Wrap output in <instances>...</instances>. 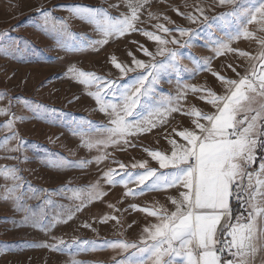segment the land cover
Returning <instances> with one entry per match:
<instances>
[{
  "label": "snow or ice",
  "instance_id": "obj_1",
  "mask_svg": "<svg viewBox=\"0 0 264 264\" xmlns=\"http://www.w3.org/2000/svg\"><path fill=\"white\" fill-rule=\"evenodd\" d=\"M151 0H125L127 12L119 16H112L104 8H89L72 6L69 11L74 17L85 20L94 26L101 38L90 41L89 46L99 48L109 42L112 37H123L131 32H139L148 41L157 45L155 53L149 51L144 45L140 49L145 56L151 57L152 62L146 63L137 59L131 52V66L120 62L115 55L109 58L112 66L119 71L118 79H110L94 72H86L68 68L70 78H75L86 87H95V91L88 92L98 105L100 112L109 117L110 127L97 126L99 130L107 133L105 140H87L85 146L92 148L100 144H128L127 137L151 131L157 123L166 122L167 114L180 111L177 106H172L170 98L160 105L163 111L157 109L150 113L148 120L137 119L140 108H149L156 99L155 86L160 82L161 72L169 69L179 71L183 68L179 64L180 53L177 49L167 48L169 43L185 48L191 45L197 35L196 30L185 27L170 28L167 24H174L168 16L163 19L166 23L152 25L154 31L137 27L144 23L141 15ZM228 6L227 12L209 16L207 11L212 7ZM110 8H118L111 4ZM192 24H199L209 31L216 29L226 33V39L217 38L214 55L238 53L239 58H246L248 66L239 71V66L228 64L226 70L235 74L236 78H229L219 72L213 71L212 75L219 81L223 94H217L212 87L189 86L185 92L178 95L177 101L186 95L187 91L200 93L198 99L206 105H211L215 111H204L192 106L182 114L190 118L191 127H184L172 132L182 140L165 137L171 145L170 155L157 150L145 151L159 164L160 172L148 166V160H140L130 165L119 164V171L109 169L103 173V179L108 185L122 184L127 191L124 196H142L146 191H160L168 188H177V197H169L174 210L169 211L164 206L139 207L132 204L134 210L155 217L158 223L146 226L145 233L139 243L115 240L103 242V246L112 248L120 259L113 257V264H254L258 253H264V158L258 159V150L264 153V0L250 3L247 0H214L207 10L200 5L195 6L196 15L181 13ZM40 16L39 27L48 32L69 35L67 21L52 15L48 9H36ZM148 21L159 20L160 17L149 11ZM236 25L235 31L232 26ZM255 25L254 30L249 26ZM162 33L163 35H161ZM178 33L181 40L174 35ZM260 33V35H257ZM169 36L170 39L165 37ZM244 39L255 40L260 48L255 56L250 52L233 48L234 41ZM135 43V42H133ZM59 47L67 50V44L59 43ZM20 51L17 41L9 37L7 31L0 32V53L8 56ZM156 56L164 57L157 61ZM210 59L204 61L205 67L210 66ZM195 61L196 58H193ZM129 73H137L125 82L124 78ZM117 97L113 102L106 98L109 94ZM118 94V96H117ZM7 93H0V98ZM12 98H10L11 103ZM15 100L25 108L38 114H55V109H49L42 104L33 105L22 98ZM0 115H9V109H0ZM2 127L10 135H6L0 145L10 153H22L26 142L15 131V124L22 120V116L10 114ZM9 141H15V146L8 148ZM16 161H27V156H9ZM103 157H97V160ZM91 161H80L77 164L68 162L70 166H80ZM57 167H63V162H55ZM256 165V167H253ZM142 171H139V170ZM137 170V171H133ZM18 165L0 167V176L10 185L3 188V198L11 200L15 210L26 214L22 223L38 224L36 214L25 209V187L31 189L33 196L44 189H34L26 185L20 175ZM130 183L137 185L136 189L128 188ZM182 189V190H181ZM72 191L73 199L79 200L74 209H69L67 218L71 219L75 212L85 206V202L99 199L104 193L100 190L99 183L89 189H68ZM87 192L85 196L84 193ZM235 198L246 208V215L233 217L231 200ZM110 209L119 212L120 209L109 204ZM126 211V210H125ZM116 221V215H104L101 222ZM233 220L235 222L233 223ZM223 221V223H222ZM60 222L54 220L49 226ZM66 222V221H64ZM91 227V225H85ZM223 237V238H222ZM88 246L95 250L101 245L95 241L74 239L71 243L58 239L56 243H42L39 246L53 251H63L72 246ZM135 250V251H130ZM127 254V255H125ZM146 257L133 261V257ZM72 264H79L73 260Z\"/></svg>",
  "mask_w": 264,
  "mask_h": 264
},
{
  "label": "rangeland",
  "instance_id": "obj_2",
  "mask_svg": "<svg viewBox=\"0 0 264 264\" xmlns=\"http://www.w3.org/2000/svg\"><path fill=\"white\" fill-rule=\"evenodd\" d=\"M214 0H151L150 6L143 10L140 23L137 27L154 31L155 23H166L163 19L168 16L174 24H167L170 28L185 27L196 30L190 46L180 48L179 45L169 43L167 48L177 49L180 53L179 64L183 68L179 71L169 69L161 72L160 82L155 86L156 99L149 108L137 110V119L148 120L150 113L155 112L169 98L172 106H177L180 111L167 114L166 122L157 123V127L151 131L127 137L128 144H100L89 148L84 141L105 140L107 133L98 129L103 125L110 127L109 117L100 112L98 105L88 92L95 91V87H86L70 78L68 68L86 72H94L110 79H118L119 71L110 63L113 55L117 60L131 66V52L137 59L146 63L152 62V58L145 56L140 45L147 47L155 53L157 45L154 41H148L139 32H131L123 37H112L102 47L89 46L90 41L101 38L94 30V26L74 17L69 9L72 6L89 8H104L110 15L119 16L127 12L125 0H0V32L7 31L9 37L19 44L20 51L14 55L0 53V93L7 96L0 98V109H9V115H0V141L10 133L2 125L11 118L10 114L22 116L15 124V131L26 142L22 153H10L3 145H0V167L18 165L20 175L27 184L34 189H44L33 196L31 189L25 187L26 192L24 206L26 210L34 212L39 221L38 224L22 223L26 214L16 211L11 200L3 198V188L10 185L0 176V264H72L73 260L79 264H113V257L120 259L112 248L103 246V242L125 240L139 243L145 235L143 229L151 224L158 223L157 218L147 216L145 213L132 209L136 204L139 207L164 206L169 211L174 210L169 197H177V188H168L160 191H146L142 196H124L127 189L122 184L108 185L103 179V173L109 169L119 171V164L130 165L140 160H148V166L156 168L160 172L168 169H160L159 164L153 160L145 149L157 150L170 155L171 145L169 138L182 140L172 132L184 127H191L190 118L183 115L192 106L204 111H215L211 105H206L199 100L200 93L190 90L177 101L180 93L185 92L189 86L212 87L217 94H223L220 83L212 75L213 71L236 78L230 70H226L228 64L239 66L243 71L247 67L248 60L239 58L238 53H226L214 55L213 48L217 38L225 40L226 33L213 27L211 31L202 28L199 24H192L181 13L196 15L195 6L200 5L206 10L213 5ZM257 3V0H247ZM116 4L118 8H110ZM48 9L54 17L67 21L69 35L64 36L54 32L44 31L39 27L41 19L36 9ZM228 6H214L207 11L209 16L218 15L229 11ZM151 11L160 19L148 21L147 13ZM236 25L232 26L235 31ZM250 30L255 25L249 26ZM163 35L162 33H160ZM181 43L186 37L180 38L174 33ZM260 35V33H257ZM166 39L171 37L166 36ZM67 44V50L59 47V43ZM135 42V43H133ZM241 51L250 52L255 56L260 45L251 39L241 38L231 45ZM193 58H196L194 61ZM210 59V66L205 67L204 61ZM157 61L164 57L156 56ZM137 73H129L124 78L125 82ZM118 96V94H117ZM22 98L33 105L42 104L49 109H55V114H38L25 108L15 98ZM10 98H12L10 103ZM117 97L111 93L106 98L113 102ZM15 141H9L8 148L15 146ZM27 156V161H16L9 156ZM97 157L103 159L97 160ZM264 158V153L258 150V159ZM80 161H91L80 166H70L68 162L77 164ZM55 162H63V167H57ZM256 167V165H253ZM139 170V169H138ZM137 171V170H133ZM142 171V170H139ZM99 183L100 190L104 193L99 199L85 202L81 211L75 212L71 219L67 218L69 209H74L79 200L73 199L72 191L61 189H89ZM128 188L136 189L137 185L130 183ZM182 190V189H181ZM84 195H87L85 191ZM109 204L120 209L119 212L108 207ZM240 211L234 215H246V208L239 205ZM126 210V211H125ZM104 215H116L120 223L116 221L101 222ZM54 220L60 222L49 226ZM66 221V222H64ZM235 220H233V223ZM223 223V221H222ZM85 225H91L86 227ZM223 238V237H222ZM58 239L67 243L72 240L95 241V250L88 246H72L63 251H53L40 247L42 243L53 244ZM135 251V250H130ZM127 255V254H125ZM133 261L146 259V257H133ZM254 264H264V253H258Z\"/></svg>",
  "mask_w": 264,
  "mask_h": 264
},
{
  "label": "built area",
  "instance_id": "obj_3",
  "mask_svg": "<svg viewBox=\"0 0 264 264\" xmlns=\"http://www.w3.org/2000/svg\"><path fill=\"white\" fill-rule=\"evenodd\" d=\"M242 203L240 202V201H238L237 199H235V198H233L232 200H231V205L232 206H239V205H241Z\"/></svg>",
  "mask_w": 264,
  "mask_h": 264
},
{
  "label": "trees",
  "instance_id": "obj_4",
  "mask_svg": "<svg viewBox=\"0 0 264 264\" xmlns=\"http://www.w3.org/2000/svg\"><path fill=\"white\" fill-rule=\"evenodd\" d=\"M240 210H241L240 207H238V206H232V215H233V217H234L235 213H236L237 211H240Z\"/></svg>",
  "mask_w": 264,
  "mask_h": 264
},
{
  "label": "crops",
  "instance_id": "obj_5",
  "mask_svg": "<svg viewBox=\"0 0 264 264\" xmlns=\"http://www.w3.org/2000/svg\"><path fill=\"white\" fill-rule=\"evenodd\" d=\"M247 66H248V64H247Z\"/></svg>",
  "mask_w": 264,
  "mask_h": 264
}]
</instances>
